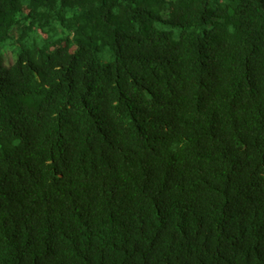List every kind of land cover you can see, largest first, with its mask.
I'll list each match as a JSON object with an SVG mask.
<instances>
[{
  "label": "trees",
  "instance_id": "1",
  "mask_svg": "<svg viewBox=\"0 0 264 264\" xmlns=\"http://www.w3.org/2000/svg\"><path fill=\"white\" fill-rule=\"evenodd\" d=\"M0 264H264V0H0Z\"/></svg>",
  "mask_w": 264,
  "mask_h": 264
}]
</instances>
